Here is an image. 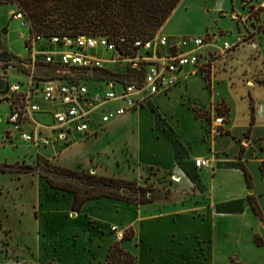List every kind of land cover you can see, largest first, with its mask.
<instances>
[{
	"label": "crops",
	"instance_id": "1",
	"mask_svg": "<svg viewBox=\"0 0 264 264\" xmlns=\"http://www.w3.org/2000/svg\"><path fill=\"white\" fill-rule=\"evenodd\" d=\"M246 2L181 0L157 32L170 37L218 34V38L199 50L208 62L209 83L204 73L189 68L182 83L168 93H158L147 105L106 124L96 121L92 133H73L70 143L64 144L66 146L61 150L56 149L58 144L37 147L15 138L8 142L21 148V159L16 162L36 164L37 155L41 154L57 166L126 180L143 179L150 170L158 175H179L181 181L172 183L173 192L193 195L203 202L189 199L186 202L141 204L102 197L90 199L80 211H74L73 195L67 192L64 198L69 199L68 220L84 217L83 227L60 233L55 218L63 201H55V197L42 193L40 180L44 178L33 173L0 171V176L9 180L8 185L0 184L5 191L0 193V220L3 221L5 216L15 218L21 232L19 244L27 249L19 264H49L52 260L57 264L104 262L112 245L119 242L116 241V232L111 230L114 225L121 230H133L134 237L126 240L129 243L125 250L136 257L138 264H264V246L255 242L256 235L264 238V220L254 213L250 204L245 202L244 211L238 213L216 210L217 204L244 199L252 192L264 216V174L261 170L264 161V45H259L264 41L260 36L264 35V29L256 32L253 44L242 42L236 48H223L225 41L236 44L241 31L246 28L244 23L252 26L246 19L241 20L249 14V8L244 6ZM250 3V10L261 9L260 23L264 24V0H250ZM6 49L14 52L9 46ZM11 71L15 72L13 69L0 71V98L10 83ZM150 103L178 134L188 151L185 161L195 169L197 183H203L202 190L177 165L172 144L156 128ZM223 105L228 110L221 126L216 118ZM43 107L48 108V105L43 104ZM196 109L200 110V115ZM7 110L8 106L0 103V131L3 134L8 130L4 121ZM36 117L40 122L51 121L47 113ZM250 127V134L246 137ZM221 129L224 133L216 132ZM90 142L98 146L86 154L87 166L74 168L61 163V156L66 153L74 155L80 145ZM29 146L39 150L36 158L26 156L25 150ZM242 147L245 149L242 161L253 178L251 191L243 171L228 165L238 161ZM44 148L51 149V153H45ZM195 158L209 159L210 166L195 168ZM107 160L117 172L105 168ZM4 162L7 161H0ZM30 193L34 198L29 203L30 214L25 215L27 207L24 202L26 194ZM1 200L8 202L9 206L2 204ZM45 217L46 229L39 224ZM2 226L11 229V225L3 222ZM0 231L3 234L1 227ZM14 233L17 238L18 232ZM145 250L152 256L146 255ZM146 256L151 262H144ZM190 257L195 260L188 261ZM0 264H12L1 256V248Z\"/></svg>",
	"mask_w": 264,
	"mask_h": 264
},
{
	"label": "built area",
	"instance_id": "2",
	"mask_svg": "<svg viewBox=\"0 0 264 264\" xmlns=\"http://www.w3.org/2000/svg\"><path fill=\"white\" fill-rule=\"evenodd\" d=\"M9 20L28 27L27 35L18 31L28 55L20 57L19 63L1 60L3 72L13 69L18 75L0 98V103L8 106L4 136L7 142L15 138L37 147L68 144L75 132L92 133L96 121L106 124L147 105L154 95L168 93L182 83L189 68L205 74L208 62L199 50L219 37L216 33L185 37L159 33L151 37L45 36L31 30L26 15L17 7ZM8 33L9 24L0 27V34ZM232 47L223 42L224 49ZM40 65L49 72L38 75L36 66ZM44 113L49 114L50 122L37 119V114ZM216 122L222 126L224 117H217ZM216 132L224 133L222 129ZM193 163L198 169L210 166L207 158H195ZM175 177L181 179L171 174ZM111 230L119 239L124 238L117 225Z\"/></svg>",
	"mask_w": 264,
	"mask_h": 264
},
{
	"label": "trees",
	"instance_id": "3",
	"mask_svg": "<svg viewBox=\"0 0 264 264\" xmlns=\"http://www.w3.org/2000/svg\"><path fill=\"white\" fill-rule=\"evenodd\" d=\"M181 0H0L2 3H12L24 12L30 22L31 30L42 33L60 35L71 30L70 34H125L134 37H151L155 35L165 23ZM60 17L62 20L60 21ZM92 30L91 33L86 32ZM0 60L19 63V57L7 50L0 51ZM205 76L210 82L207 71ZM155 114L156 128L172 144L177 165L195 183L198 176L185 160L188 151L181 142L174 128L160 114L157 108L150 103ZM197 115L201 112L196 109ZM219 112H221L219 110ZM225 114V113H224ZM253 125V120L251 122ZM251 127L246 137L249 136ZM228 132H226L227 134ZM245 149L242 147L238 161L229 163V166L240 168L245 176L249 190H252L253 178L245 163L242 161ZM196 168V167H195ZM264 174V161L261 164ZM1 172L33 173L38 174L48 185L56 190L70 192L73 195V210L80 211L90 199L108 197L126 202L141 204L154 202L156 197L148 195V190L137 180H126L117 177L99 175L87 170H78L54 165L41 154L37 155L36 164L27 162L0 163ZM245 202H248L254 213L264 220L263 212L256 196L251 192L246 198L230 200L216 205L217 212L238 213L244 211ZM129 237V238H128ZM133 237L125 235L123 239ZM122 239V240H123ZM255 242L264 246V238L256 235ZM133 254L121 247L120 242L112 245L108 255V262L113 264H137ZM50 263V262H49Z\"/></svg>",
	"mask_w": 264,
	"mask_h": 264
},
{
	"label": "rangeland",
	"instance_id": "4",
	"mask_svg": "<svg viewBox=\"0 0 264 264\" xmlns=\"http://www.w3.org/2000/svg\"><path fill=\"white\" fill-rule=\"evenodd\" d=\"M244 1H247L245 4L244 3L243 4L245 7L249 8V14H248L247 18L241 17V20H242V22H244V20L246 19V21L249 22L250 25L253 26V28H252V26L249 27V26H247V24L244 23L246 28L241 31V34L239 36V40L236 42V44H233V48H236L242 42H247V43L253 44L254 40H256L255 39L256 38L255 37L256 32L258 30L260 32H262V30L264 29V24L260 23V21H261L260 20L261 19L260 18L261 9L255 7V8L250 10V5H251L250 0H244ZM15 8H16L15 4H12V3L0 4V27L1 28L6 27L9 24V33L8 34H0V49L1 50H7L6 47L9 46L14 52H11L9 50H7V51H9V53H11L12 55L17 56L19 58L20 57H27L28 51L26 50V48L24 46V40L20 39L18 37V31L21 29L27 35L28 27H21L20 24L15 22V21L9 22L10 21L9 16L14 11ZM61 20H62V17H60V21ZM70 32H72V31L68 30L67 32L64 33V30H61L59 33H63L60 35H72V34H70ZM86 32L91 33L92 30H88ZM260 36L262 38L264 37L263 34H260ZM259 45L263 46L264 41L260 42ZM258 48H259V46H258ZM3 66H4V63H2L0 60V71H1V68ZM206 69H209V67H207ZM48 72L49 71H47L46 67H43L42 65L36 66V73L38 75L39 74H46ZM11 75L12 76L10 77V82L17 80V77L15 76L16 73L14 71H11ZM219 110L221 111L219 117H223L224 113H227L228 109L226 108L225 105H223L219 108ZM1 132L2 131H0V138H1L0 139V148L3 147V149L1 150L2 152H0V161H7L9 163H14L17 160L21 159V156H20L21 148L19 149L17 146L15 147V146H12L11 144H9L5 140V136H4L5 134H3ZM56 146H57L56 147L57 150H61L66 145L61 143V144H58ZM96 146H98V144L92 143V142L86 143L84 145H80L78 147L77 153H74V155H72V153H66L65 155L61 156L60 161L64 165H72V166H74V168H76V166H78V165L85 167L88 164V161H87L88 155H86V154L91 152V150H93ZM48 148H50V147H48ZM48 148H44V151H45V153L50 154L51 149H48ZM96 150H99V149H96ZM37 153H39V150L36 149L35 147H32V146H29L25 150L26 156H32V158H36ZM24 159H26V158H24ZM20 162L22 163V161H20ZM105 168H107V170L109 172H112V173L117 172L115 166L112 165L109 162V160L106 161ZM145 176L146 177H143V179H140L137 181L140 185H143L144 187L147 188L148 195L152 194L156 197L155 201H157V202L166 203V202H175V200H181V201L186 202L189 199L190 200L193 199L196 203H199L202 200L200 198L194 197L193 195L192 196L191 195L186 196V195H182L180 192H173L172 183L177 181L178 178H176L174 180L169 176V174L158 175L156 171L150 170V172L146 173ZM40 181H41L40 182V188L42 189V193H46L49 196L51 195V196L55 197V201L56 200L63 201V203L60 205V209L58 211H56V218H55L56 227H57L56 229L58 231H60V233H65V231L69 230L70 228H74V227L79 228V229L82 228L83 225L81 223H82V221H84V217H80L78 220H75V221L73 220V218H72V220H68L66 210H67V206L69 205V203H68L69 199L67 196L64 198V196L67 194V192L56 191L54 189H51L44 179H41ZM0 184L8 185L9 180L4 176H0ZM202 185H203V183L199 182L196 184V187L199 188L200 190H202ZM0 193H5V191L2 190V188H0ZM6 195H8V193H6ZM33 198H34L33 193L26 194V201L24 202V204L27 207V209L25 211V215L30 214L29 203L31 202V200ZM5 202H4V200H1L2 204L9 206L8 205L9 203L8 202L5 203ZM11 202H14V200H12ZM202 202H203V200H202ZM68 221H70V224L68 223ZM2 222L5 225H7V224L11 225V229L4 228V226H2ZM39 224H40L41 228L46 229L47 225H48L46 217L44 219H41ZM0 227L3 230V234H2V231H0L1 256L6 257L7 261L11 262L12 264H19L23 260L22 256H23L24 252L27 251V249H25L24 247H22V245L19 244L21 232L18 229L15 218L12 216H5L3 221L0 220ZM122 231L124 232V237L126 234L129 236H132V233H133V237H134V232L131 228H128V229H125ZM14 232H18V236H17L18 239L15 237ZM128 238L127 239L125 238L123 240L119 239L117 237V233H116V239H117L116 241L121 242L123 249H125L126 245L129 243L128 241H126V240H129ZM137 242L138 241H135L134 243L137 244ZM44 250H46V249H42V251H44ZM138 252L141 253L140 249H138ZM145 253H146V255L152 256L151 254L147 253L146 250H145ZM149 256H146V258H143L144 262H147V263L151 262ZM194 260H195V257H192V258L190 257V259L188 261H194ZM135 261L138 264V261L137 260H135ZM49 264H57V262H56V260H52ZM87 264H113V263L108 262V257H107V260L104 262L103 261L102 262L93 261V262L87 263ZM149 264H152V263H149ZM216 264H219V263H216Z\"/></svg>",
	"mask_w": 264,
	"mask_h": 264
},
{
	"label": "bare ground",
	"instance_id": "5",
	"mask_svg": "<svg viewBox=\"0 0 264 264\" xmlns=\"http://www.w3.org/2000/svg\"><path fill=\"white\" fill-rule=\"evenodd\" d=\"M175 179H176V177H175ZM177 181H181V179L178 178Z\"/></svg>",
	"mask_w": 264,
	"mask_h": 264
}]
</instances>
